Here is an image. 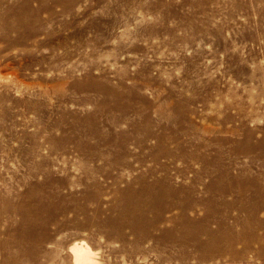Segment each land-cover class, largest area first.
Returning <instances> with one entry per match:
<instances>
[{
	"label": "rangeland",
	"instance_id": "rangeland-1",
	"mask_svg": "<svg viewBox=\"0 0 264 264\" xmlns=\"http://www.w3.org/2000/svg\"><path fill=\"white\" fill-rule=\"evenodd\" d=\"M80 244L264 264V0H0V264Z\"/></svg>",
	"mask_w": 264,
	"mask_h": 264
},
{
	"label": "bare ground",
	"instance_id": "bare-ground-1",
	"mask_svg": "<svg viewBox=\"0 0 264 264\" xmlns=\"http://www.w3.org/2000/svg\"><path fill=\"white\" fill-rule=\"evenodd\" d=\"M25 89L27 88L25 87ZM71 252L73 264H98L95 255L85 244L75 245L71 248Z\"/></svg>",
	"mask_w": 264,
	"mask_h": 264
}]
</instances>
